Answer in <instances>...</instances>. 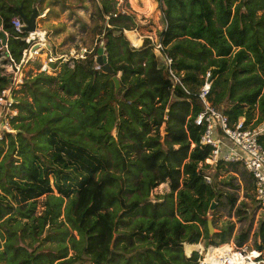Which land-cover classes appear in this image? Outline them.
Returning a JSON list of instances; mask_svg holds the SVG:
<instances>
[{"label": "trees", "instance_id": "obj_1", "mask_svg": "<svg viewBox=\"0 0 264 264\" xmlns=\"http://www.w3.org/2000/svg\"><path fill=\"white\" fill-rule=\"evenodd\" d=\"M46 1L63 0H0V40L6 31L15 60L28 32H18L12 18L23 20L20 13L31 16L36 7L42 13ZM157 1L167 21L163 52L149 39L132 45L125 30L135 16L118 0H97L91 18L113 73L97 68L95 47L85 59L51 63L56 74L39 61L38 72L13 88L18 113L0 139V264H198L200 254L188 256L185 244L206 238L220 246L233 235L228 225L209 236L215 204L226 199L250 218L244 202L237 207L239 186L231 179L255 191L253 174L239 161L207 163L212 146L201 143L205 125L196 120L210 75L208 101L232 125L243 118L261 131L264 146V0ZM162 53L173 58L188 91L171 79ZM10 84L0 76V91ZM225 172L233 174L220 178ZM163 183L170 190L151 200ZM44 195L49 201L38 214ZM251 228L252 221L237 247ZM256 236L264 258V217Z\"/></svg>", "mask_w": 264, "mask_h": 264}, {"label": "built area", "instance_id": "obj_2", "mask_svg": "<svg viewBox=\"0 0 264 264\" xmlns=\"http://www.w3.org/2000/svg\"><path fill=\"white\" fill-rule=\"evenodd\" d=\"M42 16L44 14H40L39 17L41 18ZM163 18L165 28L167 21L164 14ZM12 25L18 32H22L25 30L26 23L20 17H14L12 18ZM46 37V32L39 28H36L34 32H28V35L23 38L26 47L19 61L15 60L12 56L8 45L3 44L4 37L0 40V51L2 53L0 57V76H9L11 79V84L0 91V139L6 131H13L10 120L18 113V109L14 107L16 100L14 98L13 88L23 81L22 69L25 64L30 61H36L45 49L49 52L46 53L47 62H42L41 69L45 71L51 69V63L53 62L59 60L68 61L72 57L85 59L92 52L84 48L74 56L56 54L48 45ZM141 38L151 40V44L157 51H164L165 46L160 35L156 37L150 35L141 36ZM161 56L163 57V62L167 67L169 76L174 83L186 89L181 75L173 67V58L166 53H162ZM100 67L98 64L97 68ZM209 78L200 92V97L205 107L196 120L197 124L205 125L201 143L212 146V153L206 162L214 164L220 159H224L226 162H241L253 174L255 179V195L264 207V146L259 141L261 131L245 126L243 118L232 125L228 116L208 101L207 96L211 89ZM206 180L208 183L211 182L209 176L206 177ZM209 248L213 250V255L208 261L206 260V255L208 254ZM195 251L193 249L190 253H187L191 256ZM251 252L253 251L247 250L246 247L239 248L236 244L229 242L220 246L210 245L208 248H204L203 252L200 253L199 251L201 256L198 264H264V258L261 257L260 252L253 259H247Z\"/></svg>", "mask_w": 264, "mask_h": 264}, {"label": "rangeland", "instance_id": "obj_3", "mask_svg": "<svg viewBox=\"0 0 264 264\" xmlns=\"http://www.w3.org/2000/svg\"><path fill=\"white\" fill-rule=\"evenodd\" d=\"M96 1L97 0H64L66 6L64 7L63 4H60L59 6L52 8L54 12L53 15H44L41 18L38 17L37 28L46 32L48 45L54 53L74 56L84 48L93 51L95 47H104L103 40L100 39L95 29L96 22L91 18V14L95 10ZM118 1L120 9L123 12H128L135 16L134 28L131 30H125V35L131 41L132 45H134V37L141 38V36L144 37L149 35L156 37L160 35L161 30L164 28V18L160 4L157 0H151L153 5L152 8L149 9L146 7V2L144 0ZM45 11L48 13V9ZM55 14H58V16ZM134 46L138 47L136 44ZM46 53H49L47 49L44 50V52L36 61H30L23 66L22 71L24 78L28 77L29 74H35L38 72L37 62H47ZM59 69L60 68H57L56 71L55 69L51 68L46 72L49 74H56L59 72ZM209 77L210 76H208L207 79ZM261 125L264 126V122ZM162 131H164V127H162ZM231 174L233 173L225 172L220 176V178H230ZM231 180L239 186V188L236 190L238 194L237 207H241V204L244 202L247 206L250 218L248 219L238 216L235 212V209L230 210V208L227 206V200L224 199V202L227 205L215 204V211L208 214V216L212 219V224L215 230L214 235L222 232L224 227L233 225V235L229 243L236 244V237L239 235L241 230L246 228L248 224L250 225L252 221V228L250 230L249 238L243 247H246L247 250L257 251L254 248L255 242L257 240L256 231L258 229L260 220L264 217V207L259 204L255 195V191L247 188L248 185L246 182H241L238 177L235 179L232 178ZM221 187L228 190L229 192H233V189L227 185H221ZM169 190L170 186L168 183L160 184L158 187L153 189L150 199L155 201L159 194L166 193ZM54 195H57V193L55 192ZM48 201L49 198L46 195L39 199L37 207L38 214L44 213ZM60 220L64 222V216L63 218H60ZM206 228L208 229V226ZM214 235L209 236L212 237ZM46 236L47 232L43 234L44 238ZM188 245L186 246L185 244L186 254L190 253L193 249L196 250L195 252L199 253L200 251L201 253L203 252L204 248H208L210 245L212 246V244L208 243L206 238H204L200 243L195 244L196 246L201 245V249H198V247L195 246L188 247ZM73 254L74 251L70 249L69 255L71 256ZM54 264H60V261H56Z\"/></svg>", "mask_w": 264, "mask_h": 264}, {"label": "water", "instance_id": "obj_4", "mask_svg": "<svg viewBox=\"0 0 264 264\" xmlns=\"http://www.w3.org/2000/svg\"><path fill=\"white\" fill-rule=\"evenodd\" d=\"M39 10L38 8H34L33 10V13L31 16H26L24 13H20L21 17L23 18L24 22L26 23V26H25V30L27 32H34L37 28V19L38 17L40 16L39 15ZM3 44L6 45L7 44V40H6V37H5V34H4V41H3ZM97 63L103 68V71L105 73H108V74H112L113 73V69L110 65V63L108 62V57H107V53H106V48L105 47H100L99 50H98V55H97ZM114 79V82H115V85H116V90L119 89L120 87V80L118 77H113ZM210 80V78H209ZM207 226H208V232H209V235H214V226L212 224V219L211 217H207ZM188 255V254H187ZM190 256V255H188Z\"/></svg>", "mask_w": 264, "mask_h": 264}, {"label": "crops", "instance_id": "obj_5", "mask_svg": "<svg viewBox=\"0 0 264 264\" xmlns=\"http://www.w3.org/2000/svg\"><path fill=\"white\" fill-rule=\"evenodd\" d=\"M144 1L146 2V1H148V0H144ZM60 4H63L64 7L66 6L64 0L62 1V3L56 4V5H50V4H48V1H46V2H44V4H43L44 6H43V7H45V10L48 9V13H46V11L44 10L45 12L43 11V12L40 13V14H44L45 16H46V15H51V14L53 15L54 12H53L52 8L57 7V6H59ZM145 4H146V3H145ZM40 14H39V15H40ZM55 15L58 16V14H55ZM1 30H3V24L0 25V31H1ZM4 34H5L6 40H8L9 34H8L6 31H5ZM143 40H144V39L141 38V41H142V42H141V44H140L139 46H141V45L143 44ZM139 46H138V47H139Z\"/></svg>", "mask_w": 264, "mask_h": 264}, {"label": "bare ground", "instance_id": "obj_6", "mask_svg": "<svg viewBox=\"0 0 264 264\" xmlns=\"http://www.w3.org/2000/svg\"><path fill=\"white\" fill-rule=\"evenodd\" d=\"M140 43H141V38L134 37V45L136 44L137 46H139L138 44H140ZM193 246L198 247V249H201V245H199V246H196L195 244L194 245H192V244L188 245V247H193ZM212 251L213 250L211 248H209L208 254L206 255V260H208V261L210 260L211 256L213 255ZM258 255H259L258 251H253L250 253L249 257H247V259H253L254 257H256Z\"/></svg>", "mask_w": 264, "mask_h": 264}]
</instances>
